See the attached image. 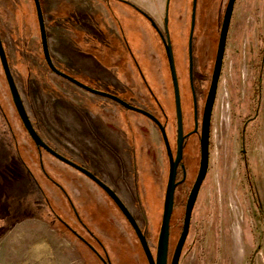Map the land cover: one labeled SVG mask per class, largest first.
Returning <instances> with one entry per match:
<instances>
[{"label": "rangeland", "instance_id": "374dc122", "mask_svg": "<svg viewBox=\"0 0 264 264\" xmlns=\"http://www.w3.org/2000/svg\"><path fill=\"white\" fill-rule=\"evenodd\" d=\"M131 1L163 27L166 0ZM39 2L49 53L60 71L136 105L137 89L123 46L126 38L131 49L139 53V64L149 77L147 58L159 52L169 85L165 50L157 31L135 12L128 18L130 11L125 4L116 0ZM226 2L197 0L194 56L202 32L212 38L214 54ZM191 5L192 0H169L167 28L175 55L187 49ZM118 32L123 39H118ZM0 38L37 133L61 155L93 170V131L99 107L103 112L115 108L123 118L136 113L48 68L33 0H0ZM229 85L236 89L240 118L247 117L252 98L259 100L258 136L246 146L244 158L238 155L235 140L231 139V145L228 139L216 140L221 147L218 154L214 151L212 168L194 204L191 224L195 230H190L182 247L181 264H264V0L234 2L218 83V107ZM166 107L174 119L171 97ZM233 135L237 136L236 131ZM80 181L85 190H92V183L79 171L36 149L13 105L0 64V264H102L85 248L80 249V223L76 221L80 220ZM129 203L155 250L162 197L150 194L147 202L142 201L143 211L134 195ZM85 209L89 210L88 206ZM181 217L178 204L170 219L172 247ZM123 232V238L113 242L112 263L147 264L127 223Z\"/></svg>", "mask_w": 264, "mask_h": 264}, {"label": "flooded vegetation", "instance_id": "af4514ba", "mask_svg": "<svg viewBox=\"0 0 264 264\" xmlns=\"http://www.w3.org/2000/svg\"><path fill=\"white\" fill-rule=\"evenodd\" d=\"M116 1L125 4L128 8L130 11L128 18H133L135 12L140 19H145L151 25L150 21L143 15V13H146L151 18L152 16L142 9L137 3L131 0ZM153 21L155 22L154 19ZM155 24L165 36L164 25L160 28L156 22ZM151 27L153 26L151 25ZM189 31L190 21L188 26L187 49L182 54L178 53L179 55H175L173 52L171 38L168 31L178 85L181 114L180 136L178 134L174 89L166 52L165 60L167 62L166 66L169 74L167 78L169 79V85L166 83V76L162 62L163 58L159 55V52L156 50V54H153L152 58H147V62L150 63V69H148L150 75L149 77L145 75L144 69L139 64V53L136 52V49L133 51L129 45V41L124 38L123 46L128 52V62L130 64L129 68L132 74L133 84L137 89V93L135 95L137 104H130L120 96L114 94L112 95L120 98L129 105L138 107L148 112L152 117L127 108L116 100L108 97L106 98L135 112L136 114L129 113L128 117L123 118L115 108H113L112 111L103 112L100 107V110L96 114L93 131L95 146L93 155V170L87 169L85 166H80L90 171L95 176L97 181L91 180L80 171V176L89 180L93 187L91 191L88 189L85 190V187L80 181V220L76 219L75 216L77 213L74 208L73 212L76 221L80 223V249L85 248L102 264H113L110 255L113 244H115L113 242H115L116 238H118L117 240L123 238L124 225L127 223L132 229L131 225L128 223L116 202L104 186L120 199L128 211L133 215L138 226L146 237L145 228L138 223L129 200L132 195H134V197L139 201V204H137L139 205L138 207L141 211H143L142 201L144 200L147 202V198L150 194L153 195V193H155V195L157 194L162 197L164 201L170 164L171 162H175V187L173 192L172 213L174 209L178 207V204H180L182 217L180 218V231L173 247L170 244L171 233L169 222L167 264L171 263L174 248L183 226L186 201L200 169L204 109L211 84L217 50L216 45L215 52L212 54V38L205 32H202V34H199L197 38L196 54L194 56L192 54V41L194 35L193 28L190 60L188 53ZM118 33V39H121L122 35L120 32ZM223 62L224 53L222 56V64L214 100L208 114L206 167L196 199L203 182L209 175L212 168L214 151L217 150L218 154V150L221 147L220 143L216 145V140L220 139L222 142L223 139L224 141L228 139L230 145L231 139L235 140L238 143V155L240 158H244L246 152L248 151L246 146L249 147L251 143L255 142L256 136H258L259 132L258 99L255 101L252 98V103L247 109L248 114L251 111L250 109H252L251 114H247V117L245 118H240L239 116L241 115V112L236 96V89H232L229 85L227 86V93L225 94V97L220 102L221 107H218V83L220 81ZM228 82L230 83V81ZM163 86L166 87V92ZM170 97L172 98L174 104V119L170 117L166 107V103L169 102ZM133 117H135V119H133ZM232 121L236 122L234 126ZM234 131H236L237 135L235 138L233 135ZM163 134L166 137L168 148ZM11 136L14 141L13 146L17 149L15 133L12 132ZM220 141L218 140V142ZM34 146L38 149L35 144ZM39 150L43 149H38V151ZM220 155L223 156L222 154ZM17 157L20 160V157ZM39 162L42 166L41 161ZM59 188L67 197L68 195L64 192V190L61 187ZM85 205L88 206L89 210L85 209ZM191 217L192 211L186 238L191 229L192 231L195 230L192 226L193 224H191ZM148 245L152 254L155 255V250H153L149 243ZM181 252L177 264H181Z\"/></svg>", "mask_w": 264, "mask_h": 264}, {"label": "water", "instance_id": "95a60500", "mask_svg": "<svg viewBox=\"0 0 264 264\" xmlns=\"http://www.w3.org/2000/svg\"><path fill=\"white\" fill-rule=\"evenodd\" d=\"M196 2L197 0H192V6H191V19H190V31H189V42H188V53L189 57L191 60V38H192V32L194 28V22H195V10H196ZM235 0H227L221 25H220V30H219V36H218V43H217V50H216V56H215V62L213 66V72H212V78H211V84L209 88V92L207 95V100H206V105L204 109V121H203V134H202V139H201V151H202V157H201V163H200V169L199 173L197 175V178L189 192L187 201H186V206H185V214H184V219H183V226L182 230L180 233V236L177 240V243L174 248V252L172 255L171 263L170 264H177L178 263V258L182 249V246L184 244L187 232H188V226H189V221H190V215L192 211V207L194 205L196 195L200 186V183L204 177L205 174V167H206V151H207V122H208V114L210 112L212 102L214 100L215 92H216V86L220 74V69H221V64H222V56L224 53L225 49V44H226V38H227V32L231 20V15L233 11V5H234ZM34 6H35V12H36V17H37V23H38V29H39V36H40V43H41V49H42V54L44 57V60L48 66V68L54 72L55 74L67 79L68 81L72 82L73 84L79 86L80 88L89 91L91 93L105 96L108 98H112L116 100L117 102L121 103L122 105L126 106L127 108H130L132 110L141 112L143 114H146L150 117H152L148 112L129 105L128 103L124 102L120 98L108 93L104 92L101 90L93 89L77 79L67 75L66 73L60 71L52 62L49 49H48V44H47V35H46V28H45V23H44V18H43V13L42 9L40 6L39 0H33ZM168 5H169V0H166L165 2V13H164V31H165V36L161 32V30L158 29L156 26L155 22L153 19L147 15L146 13H143V15L150 21L151 25L156 29L157 33L159 34L161 41L164 45V49L166 52V57L172 77V83H173V89H174V97H175V106H176V116H177V122H178V134L180 136L181 133V114H180V103H179V94H178V85H177V79H176V74H175V67H174V59H173V54H172V48L170 44V39L167 31V21H168ZM0 64L3 70V74L11 95V99L13 102V105L16 109V112L22 122L23 127L25 128L26 132L34 142V144L37 146L38 149H43L46 152H48L50 155L54 156L58 160L62 161L63 163L69 165L70 167L78 170L79 172L81 171L83 174H85L88 178H90L93 181H97L95 176L88 171L87 169L81 167L77 163L73 162L72 160L66 158L65 156L61 155L54 149H52L37 133L35 128L33 127L28 114L26 112V109L24 107L23 101L21 99V96L19 94V91L16 87L15 81L13 79L12 73L9 68V64L7 61L6 53L3 48V44L0 38ZM163 131V130H162ZM164 135V134H163ZM165 138V143L167 145V140ZM168 148V145H167ZM170 154V153H169ZM171 159V156H170ZM174 175H175V162H171L170 164V170H169V176H168V181L166 185V190H165V196H164V201H163V209H162V214H161V222H160V227H159V232L157 236V242H156V248H155V255L152 254L150 247L148 245L147 239L143 232L141 231L140 227L138 226L135 218L133 215L128 211V209L124 206V204L120 201V199L112 193L108 188L104 186V188L108 191V193L111 195V197L114 199L116 202L117 206L123 213L124 217L128 221V223L131 225L139 243L140 246L143 250V253L145 255V258L147 260L148 264H167V252H168V235H169V222H170V217L172 213V207H173V192H174V187H175V182H174Z\"/></svg>", "mask_w": 264, "mask_h": 264}]
</instances>
